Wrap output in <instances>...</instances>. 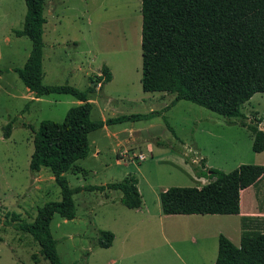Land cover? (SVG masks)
I'll return each instance as SVG.
<instances>
[{
    "label": "rangeland",
    "instance_id": "rangeland-1",
    "mask_svg": "<svg viewBox=\"0 0 264 264\" xmlns=\"http://www.w3.org/2000/svg\"><path fill=\"white\" fill-rule=\"evenodd\" d=\"M46 3L56 6L52 12L44 10V84L85 90L107 66L112 79L98 83L90 94L93 120L148 114L170 104L173 94L141 88V0ZM25 12L24 0H0V264H49L37 242L15 229L11 214L17 215V221L32 222L38 207L60 200L51 172L29 169L33 134L28 125L37 129L42 120L62 122L67 110L77 105L73 96L56 93L30 102L28 90L12 69L22 67L31 50V41L26 36L16 38L13 32L22 28ZM241 111L244 118L228 119L180 100L160 116L110 125L111 131H127L121 139L128 153L122 155L119 146L99 142L100 129L91 132L89 155L75 162L77 171L64 174L69 186L105 185L135 176L144 205L129 209L119 201L121 193L110 189L74 194L75 218L67 220L55 214L50 223L62 262L215 264L220 234L239 245L237 215H164L159 195L169 187H200L209 182L201 174L203 159L205 166L224 172L241 164H255L259 156L264 159V154L252 151L250 131L238 124L257 118L264 123V93H255ZM10 122L11 134L5 139L2 127ZM98 144L101 153L96 157L93 153ZM139 154L143 160H138ZM242 198L245 205L246 194ZM256 199L257 209L264 212V178ZM260 222L264 226V221ZM99 230L114 234L111 247L95 246Z\"/></svg>",
    "mask_w": 264,
    "mask_h": 264
},
{
    "label": "trees",
    "instance_id": "trees-1",
    "mask_svg": "<svg viewBox=\"0 0 264 264\" xmlns=\"http://www.w3.org/2000/svg\"><path fill=\"white\" fill-rule=\"evenodd\" d=\"M26 12L17 37L26 36L31 50L22 67L13 70L35 97L68 94L81 101L70 107L62 122L42 120L32 130L33 150L29 169H48L60 189V200L37 208L32 222L17 221L15 229L29 234L37 242L49 264H66L57 253L58 240L50 230L55 214L71 220L76 216L73 195L81 191H119V201L129 209L142 204L138 180L127 176L105 185L71 187L64 175L77 171L76 161L89 155V134L102 127L160 116L180 100L204 107L225 118H244V103L255 93H264V0H141V88L144 92L170 93L174 97L162 111L131 114L106 119H91L90 94L96 85L111 80L107 66L92 80L93 86L80 90L71 85L43 83V28L45 0H24ZM164 118V117H163ZM172 135L174 129L163 119ZM261 119L238 124L252 136L251 149L264 150V123ZM228 123H234L228 120ZM3 137L9 138L12 122L4 125ZM177 137V136H176ZM201 174L210 180L197 187H169L159 195L164 215H239L241 190L255 186L264 176V166L241 164L224 172L207 168ZM257 218L241 216L239 245L226 236H218L215 264H264V227ZM256 222V223H255ZM114 234L99 230L95 246L111 247Z\"/></svg>",
    "mask_w": 264,
    "mask_h": 264
},
{
    "label": "crops",
    "instance_id": "crops-1",
    "mask_svg": "<svg viewBox=\"0 0 264 264\" xmlns=\"http://www.w3.org/2000/svg\"><path fill=\"white\" fill-rule=\"evenodd\" d=\"M56 6V4L54 3V5L52 6V5H47V3H46V0H45V8L48 10V11H50V12H52L53 11V9H54V7ZM45 8H44V10H45ZM50 8V9H49ZM45 16V15H44ZM45 18H46V22H45V24H44V28H43V35L45 34V32H47V28H46V25H47V17L45 16ZM16 38H19V37H17V36H15ZM22 37V36H21ZM44 42V41H43ZM43 48H44V46H43ZM42 67H43V57H42ZM15 68V67H14ZM13 69V68H12ZM100 73L98 72L97 73V75H99ZM43 75H44V71H43ZM112 75V74H111ZM112 79V78H111ZM89 86V85H88ZM27 89V88H26ZM87 89V88H86ZM28 90V89H27ZM28 95H29V100H30V102L31 101H36L37 100V97H35L34 96V94L32 93V92H30L29 90H28ZM77 100V99H76ZM89 101H91L92 103H93V100L92 99H89ZM76 104L78 105V104H81V101H79V100H77L76 101ZM167 106V105H166ZM103 120L104 119H106V118H102ZM263 126V123H261V125H260V127H262ZM110 127V125L109 126H104V127H102L101 129H100V131H101V134H100V136H99V142L101 141V142H103V143H108V144H115L116 146H119V148H121V155H122V153H128V150H126V149H123V147H122V141H123V139H121V136L122 135H124V133L126 134L127 133V131H123V132H120V131H111V129L109 128ZM129 132H131L132 134H133V131L132 130H129ZM125 137H126V135H125ZM124 138V137H123ZM129 138H130V140H132V136H129ZM99 145L100 144H98L97 145V147H96V149H95V151H94V153H93V155H96V157H98L99 156V154L101 153V150H100V147H99ZM148 149L149 150H151L152 149V147L148 144ZM117 153V152H116ZM115 153V154H116ZM257 154H259V155H263L264 154V150L262 151V152H260V153H257ZM260 158V161H255L254 163L255 164H260V165H263L264 166V159H262L261 158V156H259ZM116 158L117 159H121V157L119 156L118 157V154H116ZM206 167L207 168H209V165H207L206 164ZM264 178V176L257 182V184L255 185V186H249V187H247V188H245V189H243V190H241V192H240V214L239 215H237L238 217H239V219L241 218V216H249V217H254V218H257V219H255V220H258V221H256V222H260V221H264V219H262V218H259V217H264V212H262V211H259L257 208H259V207H257V199H256V196H257V187H258V185H259V183H260V181L262 180ZM138 184V183H137ZM138 191H139V188H138ZM139 193H140V191H139ZM243 194H246V198L247 199H245V205H243ZM142 197V196H141ZM144 205V203H143V201H142V204H141V206H143ZM141 206L139 207V208H141ZM160 208H161V206H160ZM264 208V207H263ZM138 209V208H137ZM192 215H195V214H192ZM255 222V223H256ZM261 223V222H260ZM262 227H264V226H262ZM115 237V236H114ZM239 242H240V240H239Z\"/></svg>",
    "mask_w": 264,
    "mask_h": 264
},
{
    "label": "built area",
    "instance_id": "built-area-1",
    "mask_svg": "<svg viewBox=\"0 0 264 264\" xmlns=\"http://www.w3.org/2000/svg\"><path fill=\"white\" fill-rule=\"evenodd\" d=\"M137 158H138V160H143V159H144V156H143L142 154H139V155L137 156Z\"/></svg>",
    "mask_w": 264,
    "mask_h": 264
},
{
    "label": "water",
    "instance_id": "water-1",
    "mask_svg": "<svg viewBox=\"0 0 264 264\" xmlns=\"http://www.w3.org/2000/svg\"><path fill=\"white\" fill-rule=\"evenodd\" d=\"M94 84L92 83V85L91 86H93Z\"/></svg>",
    "mask_w": 264,
    "mask_h": 264
}]
</instances>
